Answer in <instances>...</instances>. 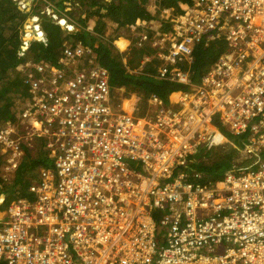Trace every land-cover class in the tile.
Returning <instances> with one entry per match:
<instances>
[{
  "label": "built area",
  "instance_id": "1",
  "mask_svg": "<svg viewBox=\"0 0 264 264\" xmlns=\"http://www.w3.org/2000/svg\"><path fill=\"white\" fill-rule=\"evenodd\" d=\"M13 1L23 11L33 4ZM179 8L161 9L162 24L157 12L136 22L151 32L137 41L147 50L139 66L155 61L158 80L186 87L169 103L151 94L145 109L137 100L129 111L81 44L64 42L56 65L17 67L26 107L0 128V140L14 138L22 155L43 141L52 163L29 198L0 209V264H264V0ZM43 13L76 29L51 5ZM31 19L22 51L32 39L45 43L38 16ZM216 40L225 51L193 83L196 47ZM215 119L245 136L238 150L248 159L203 183L185 166L201 149L229 144Z\"/></svg>",
  "mask_w": 264,
  "mask_h": 264
},
{
  "label": "trees",
  "instance_id": "2",
  "mask_svg": "<svg viewBox=\"0 0 264 264\" xmlns=\"http://www.w3.org/2000/svg\"><path fill=\"white\" fill-rule=\"evenodd\" d=\"M76 1L79 4L72 5L71 10L65 12V2L71 3L72 0H33L35 3L28 12H25L20 10L12 0H0V126L15 120L17 115L15 99L26 96V88L17 67L29 62L38 63L41 61L56 65L57 55L62 50L64 42L92 48L99 65L109 73V85L114 99L119 101L120 99H129L134 95L138 99L137 108L139 111L146 108L147 99L151 94L156 95L165 103H169L168 96L172 92L186 90L184 86L166 80H158L154 76L155 61L143 66H138L140 64L138 62L136 68L130 62L134 54L147 52L145 47L138 48L136 44L141 35H150L151 32L147 29L148 25L144 26L141 23L136 24V22H149L153 19L152 12L147 9L149 0H120L118 4L110 0H106L105 3L102 0ZM84 1H87L88 9L86 10L82 7ZM156 1L159 9H174L173 13L178 14L181 12L179 4L189 3L191 0ZM41 3L52 5L59 16L72 19L77 23L78 28L67 32L47 15H40L41 10L39 9L43 7L40 5ZM73 6H75V10ZM84 13H89L94 18L92 28H87L88 20L83 18L82 14ZM33 14H39L40 27L45 33V43L37 40L29 41L26 50L22 51L23 24ZM106 21L109 25L106 24ZM29 23H31L30 20ZM108 28L112 29L111 34H106ZM122 29L125 32H134L130 40V49L126 53L119 52L113 45V42L119 38L117 32ZM119 41L124 40L117 42ZM145 44L148 45V42ZM198 46L194 51V61L189 67L193 83L199 82L201 76L225 51L222 40H216L215 43L206 46L203 44ZM128 53L131 58L127 63H124L123 57ZM120 88H123L122 93L114 91ZM214 125L226 136L229 142L227 147L201 149L185 166L186 171L200 173L202 175L200 181L203 183L221 179L227 170L237 164L235 160L239 155L238 147L242 145V139L245 137H233L219 126L217 119L214 120ZM42 146L43 141H38L37 148L25 150L23 160L18 164L9 186L3 184L0 175V196H5L0 209L6 208L10 202L18 198H29L28 188L32 180L36 179L38 171L51 167V159L46 156ZM0 163H2L1 160ZM159 216L157 217L159 218Z\"/></svg>",
  "mask_w": 264,
  "mask_h": 264
},
{
  "label": "rangeland",
  "instance_id": "3",
  "mask_svg": "<svg viewBox=\"0 0 264 264\" xmlns=\"http://www.w3.org/2000/svg\"><path fill=\"white\" fill-rule=\"evenodd\" d=\"M39 1H45V0H39ZM103 3H105L106 1L105 0H102ZM160 2V1H159ZM35 3V2H34ZM33 3V4H34ZM32 4V5H33ZM54 4V3H52ZM79 4L76 0H72V2H65V12H68L69 10H71V6L72 5H77ZM82 7L84 10L88 9V6H87V1H84L82 3ZM156 4V5H155ZM40 5H43V3H41ZM47 4L43 5V7H40L39 10L41 11H44L45 8H46ZM77 7V6H76ZM147 7L149 9H151L150 11L154 14L155 12H157V16H156V20H154V23H160L162 24L163 22L161 20H163L164 18L161 17L162 14H161V9H159V5L157 3L156 0H151L148 2L147 4ZM73 9L75 10V6H73ZM83 18H87V28H90L92 25H93V21H94V18L91 17V15L89 13H84L82 14ZM163 16H166V15H163ZM78 18V17H76ZM27 20V19H26ZM72 20V19H71ZM73 21V20H72ZM26 22V21H25ZM74 22V21H73ZM108 22V21H107ZM75 23V22H74ZM78 28V25L77 23L74 24V28ZM148 29V28H147ZM74 30V29H73ZM149 30V29H148ZM112 32V29H107L106 30V34H111ZM118 33V34H117ZM117 36L122 37L126 40L129 41L130 43V40H131V37L132 35H134L133 32H125L123 29L120 30L119 32H117ZM117 41V40H116ZM131 44V43H130ZM130 44H129V47L128 49L125 51V52H122V53H126L129 49H130ZM113 45H114V42H113ZM144 56L147 54L146 51H144ZM143 54H134L131 59V63L134 64V68L137 67V64L140 60L139 57H142ZM131 58L129 53L126 54L124 57H123V61L124 63L128 62V59ZM140 65V64H139ZM138 65V66H139ZM130 98H135L134 95H132ZM129 98V99H130ZM24 97H18L15 99V102H16V108H15V111L17 112V115L20 114V112H22V110L26 107L25 103H24ZM16 115V116H17ZM16 118V117H15ZM18 123V122H17ZM26 124L27 122L25 121L24 124H23V128L26 127ZM4 125H1V127H3ZM6 126V125H5ZM21 126V125H20ZM16 127V125H15ZM11 141H14V138L8 136V135H4V137L2 138V140H0V160L2 163H0V175H1V178H2V181H3V184H5L6 186H9L12 182V179L14 178V174L17 170V167H18V164L23 160V156L24 154L22 155V153H17L14 151V149H12V145H11ZM223 147H227V145H224ZM239 149V148H238ZM239 151V150H238ZM215 152H216V149H215ZM247 156V155H246ZM246 159H248L247 157H245L242 152L239 151V155L237 157V160H235L236 162L235 163H242L243 161H245ZM34 182V180H32V183ZM5 197V196H4ZM3 196H0V205L3 204Z\"/></svg>",
  "mask_w": 264,
  "mask_h": 264
},
{
  "label": "crops",
  "instance_id": "4",
  "mask_svg": "<svg viewBox=\"0 0 264 264\" xmlns=\"http://www.w3.org/2000/svg\"><path fill=\"white\" fill-rule=\"evenodd\" d=\"M149 1H151V0H149ZM156 5V4H155ZM147 9L148 10H151V9H149L148 7H147ZM153 14V13H152ZM93 23H94V21H93ZM106 24L107 25H109V23L106 21ZM93 27V25L91 26V28ZM118 40H124V41H119V42H117ZM117 41L115 40L114 41V45H115V47L120 51V52H125L127 49H128V47H129V41L128 40H126V39H124V38H122V37H120V38H117ZM117 42V43H116ZM174 97V95L173 94H171L170 96H169V99H172ZM138 99L135 97V98H130L129 100H126L125 102H129L130 104H129V107H126L129 111H130V107H131V105H132V103L134 102V104H136V101H137ZM170 101V100H169ZM124 102V103H125Z\"/></svg>",
  "mask_w": 264,
  "mask_h": 264
},
{
  "label": "clouds",
  "instance_id": "5",
  "mask_svg": "<svg viewBox=\"0 0 264 264\" xmlns=\"http://www.w3.org/2000/svg\"><path fill=\"white\" fill-rule=\"evenodd\" d=\"M13 1V0H12ZM47 5H50V4H47ZM52 6V5H51ZM32 7V6H31ZM47 7V6H46ZM52 8L54 9V7L52 6ZM25 12H28V11H25ZM44 12H45V10H44ZM54 12H55V9H54ZM39 14L40 15H45V13H43V11H40L39 12ZM39 14H36L37 16H38V18H39ZM35 14H33V15H31V16H29L28 18H27V20H26V22H29V20L31 21L32 19V17L34 16ZM25 22V23H26ZM24 23V24H25ZM39 23V25H40V21L38 22ZM24 24H23V26H24ZM22 34H23V28H22ZM22 40H23V35H22ZM33 40V39H32ZM32 40H30V41H32ZM35 40V39H34Z\"/></svg>",
  "mask_w": 264,
  "mask_h": 264
},
{
  "label": "water",
  "instance_id": "6",
  "mask_svg": "<svg viewBox=\"0 0 264 264\" xmlns=\"http://www.w3.org/2000/svg\"><path fill=\"white\" fill-rule=\"evenodd\" d=\"M106 1V0H105ZM111 2H114L115 4H118L120 0H110Z\"/></svg>",
  "mask_w": 264,
  "mask_h": 264
},
{
  "label": "bare ground",
  "instance_id": "7",
  "mask_svg": "<svg viewBox=\"0 0 264 264\" xmlns=\"http://www.w3.org/2000/svg\"><path fill=\"white\" fill-rule=\"evenodd\" d=\"M173 95H174V94H173ZM169 102H170V101H169ZM129 104H130L129 102H125V103H124V106H125V107H129Z\"/></svg>",
  "mask_w": 264,
  "mask_h": 264
}]
</instances>
